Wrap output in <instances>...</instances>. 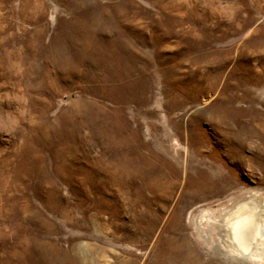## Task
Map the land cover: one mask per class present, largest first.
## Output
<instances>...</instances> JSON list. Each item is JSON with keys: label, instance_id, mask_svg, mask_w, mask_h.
I'll return each mask as SVG.
<instances>
[{"label": "rangeland", "instance_id": "1", "mask_svg": "<svg viewBox=\"0 0 264 264\" xmlns=\"http://www.w3.org/2000/svg\"><path fill=\"white\" fill-rule=\"evenodd\" d=\"M249 189L264 0H0V264H244L197 216Z\"/></svg>", "mask_w": 264, "mask_h": 264}, {"label": "bare ground", "instance_id": "2", "mask_svg": "<svg viewBox=\"0 0 264 264\" xmlns=\"http://www.w3.org/2000/svg\"><path fill=\"white\" fill-rule=\"evenodd\" d=\"M117 160L118 163H111L108 166L110 169L108 174L111 178L114 179L120 170L132 173L129 169L131 166L129 156L125 155ZM101 170L106 175V165ZM262 192L258 189H249L245 195L234 200L235 202L227 203V206L222 203L224 207L220 211L218 208L208 207L198 212L197 221L203 228L202 232L206 234L208 231V234L213 236L215 249L229 260L244 264L264 261V194Z\"/></svg>", "mask_w": 264, "mask_h": 264}]
</instances>
